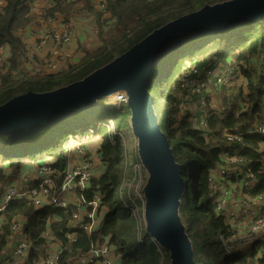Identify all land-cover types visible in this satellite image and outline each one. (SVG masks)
Listing matches in <instances>:
<instances>
[{"label": "trees", "instance_id": "16d2710c", "mask_svg": "<svg viewBox=\"0 0 264 264\" xmlns=\"http://www.w3.org/2000/svg\"><path fill=\"white\" fill-rule=\"evenodd\" d=\"M33 1L2 0L0 6V48L5 52L0 74V105L27 92H51L79 81L163 25L206 4L228 0H108L105 13L95 7L93 0ZM51 18L62 24L72 21L79 24L72 43L48 44L56 49L72 50L76 55L61 61L57 70L47 67L49 49L42 59L29 58L24 38L18 34L19 29H28L38 20L41 23ZM228 67L243 77L250 92L248 114L263 118L264 18L228 31L208 33L174 50L153 69L148 90L159 127L169 144L173 141L170 147L176 151L175 155L172 151L175 161L180 164L188 154L193 168V174L185 181L179 215L193 246L194 264H264L260 253L262 243L252 238L243 245L240 234L216 212L210 190L212 171L219 166L224 147L220 138L232 120L224 111L212 117L209 112L214 104L217 77ZM193 82L200 86L198 92L191 86ZM116 96L76 112L41 134L24 136L16 142L0 135V191L17 180L20 170L42 162L52 168L54 183L59 187L69 159L66 142L95 143L90 144L97 147L99 154L94 173L102 171V174L91 179L83 195L86 201L99 196L106 210L98 228L89 235L71 223L75 205L66 209L35 208L25 198L18 197L0 215V255L8 250L12 223L22 217L21 235L29 243V251L21 264H36L47 255L48 246L42 238L45 232L53 236L62 250L58 264H77L97 242L114 248L119 264L170 263L169 252L138 229L127 209L133 204L140 205V201L133 188L123 186L125 179L135 182L137 171L125 165L123 140L129 128L130 112L126 103L116 101ZM201 115L208 122L207 128L200 125ZM246 142L247 165L253 167L258 179L255 193L264 192V150L259 152L264 147V138H247ZM235 185L238 187L240 183L236 180ZM74 235L75 240L71 241Z\"/></svg>", "mask_w": 264, "mask_h": 264}, {"label": "water", "instance_id": "95a60500", "mask_svg": "<svg viewBox=\"0 0 264 264\" xmlns=\"http://www.w3.org/2000/svg\"><path fill=\"white\" fill-rule=\"evenodd\" d=\"M264 18V0H228L179 17L152 31L108 64L51 92L17 96L0 105V135L10 142L41 134L98 101L124 93L129 130L147 173L144 234L169 252V264H194L193 246L179 215L185 182L168 138L161 131L148 90L153 69L171 52L208 33H219Z\"/></svg>", "mask_w": 264, "mask_h": 264}, {"label": "built area", "instance_id": "2783aa9c", "mask_svg": "<svg viewBox=\"0 0 264 264\" xmlns=\"http://www.w3.org/2000/svg\"><path fill=\"white\" fill-rule=\"evenodd\" d=\"M93 1L98 10L102 13L106 12L108 0ZM1 5L2 0H0ZM72 26V23L62 24L51 18L42 21L36 28L19 29L18 34L22 39L25 37L32 38L36 48L48 44L67 45L72 43L75 38V31ZM0 50L2 51L3 48ZM47 67L53 68L54 63L50 62ZM185 73L188 74L189 72L186 71ZM243 80V77L238 76L232 67H228L216 80L217 89L213 91L215 98L209 117L218 111H224L226 116H230L232 122L220 138L224 142V147L219 155V166L212 171L214 174L211 175L210 190L216 203V212L225 220V223L237 231L240 236L247 234L249 238L258 241L256 240L257 237L264 240V192L255 193L258 179L253 167L247 165L245 152L249 149L246 142L247 138H264V117L260 118L257 116L258 114H248L250 111V92L242 86ZM191 86L196 92L200 90V86L196 85L195 82ZM182 87L188 86L183 85ZM228 91H233V93L229 94ZM122 94L125 95L120 93V95ZM220 98L221 102L219 101ZM261 105L264 108V96ZM199 122L202 127H208V122L203 115L200 116ZM123 146L126 148L125 143ZM96 148L85 142L73 144V150L68 155L67 168L63 173L59 187L54 183L55 176L52 168L46 163L42 162L31 169L20 170L17 180L11 184H6L0 191V215L18 197L25 198L30 206L35 208L66 209L75 205L76 210L72 215V225L74 228L91 235L100 225L103 211H105L101 206L99 196L94 195L90 201H86L85 195H83L89 188L94 172L98 168L99 154ZM73 155L80 159V164H73ZM236 180L240 183L238 187L235 185ZM140 189L139 183L133 189L140 205L133 204L127 209L137 222L138 229L144 232V198L139 193ZM75 194L79 196L77 197ZM23 222L24 219L20 217L12 223L8 250L5 254L0 255V264H21L27 256L29 243L21 235L24 227ZM44 236L47 240L51 239L49 234ZM74 240L75 235L71 238V241ZM152 242L157 245L153 240ZM60 253H62L61 249ZM260 253L264 256V241L261 244ZM57 258L58 256L54 259L44 257L36 264H54ZM94 263L119 264V258L115 257L114 248L103 242H97L91 245L89 253L84 257L82 256L77 264Z\"/></svg>", "mask_w": 264, "mask_h": 264}, {"label": "rangeland", "instance_id": "374dc122", "mask_svg": "<svg viewBox=\"0 0 264 264\" xmlns=\"http://www.w3.org/2000/svg\"><path fill=\"white\" fill-rule=\"evenodd\" d=\"M84 20V19H83ZM38 24H35L33 27H36ZM79 24L75 23L73 27L74 31L75 29L77 28ZM26 43V53H27V56L29 58H44L45 57V54H46V50L49 49L50 50V58H49V61H48V64L50 62H53L54 63V67L51 68V70H57L58 66H59V63L61 61H64L66 58H74L76 57V55L72 52V50H62L60 48L56 49L54 47H50V46H43V47H40V48H36L34 46V41H25ZM4 54L5 52L2 50H0V70L2 71V66H3V63H4ZM48 66V65H47ZM227 68H224L221 73L225 72ZM242 86L244 88L245 87V82L244 80L242 81ZM247 89V88H246ZM229 94H232L233 91H228ZM116 101L118 102H122V103H126V98H125V95H117L116 96ZM219 101L221 102V98L219 99ZM124 143L126 144V165H129L130 167H133L134 169H136L137 171V177H136V180L135 182H128L126 181L125 179V182L123 183V186H129L133 189H135V186L137 183H139V185H141V189L139 191V193L142 192L143 190V186H144V183L146 182V178H147V173L144 171L143 167L141 166L140 164V161L138 159V154H137V147H136V139L132 136L129 128L126 129L125 131V134H124ZM85 143H88L86 141H84ZM72 143V144H71ZM73 144H75L74 142H71L69 141L68 143L66 142V146L68 147L69 149V152H68V155H70L72 153V150H73ZM88 144H95V143H88ZM170 144L173 146V141L171 139L170 141ZM264 150V147H260L259 149V152H262ZM173 154L175 155L176 154V151H173ZM73 164L76 165V164H80V159L76 156V155H73ZM180 165H181V172H182V176L184 177V182L186 181L187 177L188 176H191L193 174V168H192V165H191V161H190V157L188 154H185L184 158H182L181 162H180ZM201 169L199 168V171ZM102 173H98V174H95L93 175V177L95 176H101ZM92 177V178H93ZM127 177V175H126ZM194 188V186H192ZM192 194L193 192L190 193L191 197H192ZM143 196V195H142ZM103 216L106 212L103 211ZM47 235L49 233L45 232L42 234V238H44L45 240V243L47 244L48 246V249H47V255L45 256L46 259L48 258H55L56 256H58L57 260L54 262V264H58V261H59V257L61 255L60 253V246L59 244L54 240L53 236L50 235L51 239L50 240H47L46 237L44 235ZM239 236V235H238ZM241 238V242L244 244H248L249 242H251L250 239L252 238H249V236L247 234H244L242 236H239ZM256 240H258L259 242L263 243V239H260L259 237L256 238Z\"/></svg>", "mask_w": 264, "mask_h": 264}, {"label": "crops", "instance_id": "0c3cea01", "mask_svg": "<svg viewBox=\"0 0 264 264\" xmlns=\"http://www.w3.org/2000/svg\"><path fill=\"white\" fill-rule=\"evenodd\" d=\"M33 3H36V0H35V2L33 1ZM33 9H34V8H33ZM34 10H35V9H34ZM38 23H40V21H39V20H38L37 24H38ZM71 23H72V25L74 26V25H75V23H76V21H72ZM33 26H34V25H33ZM33 26H31V27H30V29H33V28H35V27H33ZM32 40H33V39H32V38H30V37H25V38H24V42H25V41H28V42H29V41H32ZM33 41H34V40H33ZM45 46H48V45H45ZM82 142H83V141H82Z\"/></svg>", "mask_w": 264, "mask_h": 264}, {"label": "bare ground", "instance_id": "6f19581e", "mask_svg": "<svg viewBox=\"0 0 264 264\" xmlns=\"http://www.w3.org/2000/svg\"><path fill=\"white\" fill-rule=\"evenodd\" d=\"M43 208H45V207H43ZM23 225H24V222H23Z\"/></svg>", "mask_w": 264, "mask_h": 264}]
</instances>
